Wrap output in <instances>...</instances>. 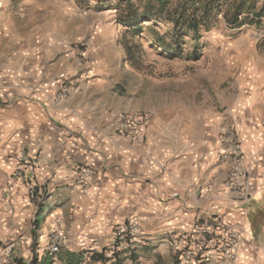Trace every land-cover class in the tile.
I'll use <instances>...</instances> for the list:
<instances>
[{
    "label": "crops",
    "instance_id": "1",
    "mask_svg": "<svg viewBox=\"0 0 264 264\" xmlns=\"http://www.w3.org/2000/svg\"><path fill=\"white\" fill-rule=\"evenodd\" d=\"M245 4L251 24L262 19L264 0ZM226 8L227 25L242 20ZM51 42L22 36L0 9V240L29 234L26 243H36L38 261L45 263L53 229L65 242L97 243L136 220L149 242L95 259L185 264L175 237L218 216L238 229L234 258L210 249L206 259L190 264H264V51L232 50L236 89L231 99L218 96L206 105L186 92L194 88L190 82L145 87L140 76L132 92L102 71L83 70ZM243 51L251 59H239ZM79 72L81 82L63 97L62 83ZM118 113L150 118L141 131L119 136L110 127ZM223 123L235 125L242 139L247 199L226 185L232 142L222 138ZM21 146L36 160L33 194L12 175ZM85 169L91 182L80 190L76 181Z\"/></svg>",
    "mask_w": 264,
    "mask_h": 264
},
{
    "label": "rangeland",
    "instance_id": "2",
    "mask_svg": "<svg viewBox=\"0 0 264 264\" xmlns=\"http://www.w3.org/2000/svg\"><path fill=\"white\" fill-rule=\"evenodd\" d=\"M117 1L0 0V9L12 18L22 36L44 37L48 45L53 41L65 56H70V61L72 56L75 57L83 70L93 68L102 71L105 77L110 78V82H124L132 92L140 76L144 77L145 87L151 86L149 81L161 84L167 81L190 82L194 88L186 92L194 96L195 100H204L206 105L218 96L225 100L231 99L233 89H236L232 86L239 80V76L235 74L236 56L231 53L232 50L241 48L257 49L258 53L264 51V15L262 19L255 20L257 23L251 24L252 20L246 15L248 7L245 0H218L220 12L216 25L208 31H201L197 41L190 32L185 33L180 57H169L157 47L154 40L153 31H157L169 41L173 35L171 23L164 20H142L145 28L135 36L143 49L142 62L138 67H133L124 60L122 46L118 43V37L122 36L125 27L118 21ZM151 1L155 3L158 0ZM179 1L170 0L169 6L173 7ZM196 1L201 5L207 0ZM227 6L236 11L237 7L242 8L238 11V16L242 17L240 22L237 16L236 20L226 24ZM258 13L264 14L262 10ZM240 57L249 60L252 56L243 51ZM82 75L79 72L69 79H77V83H80ZM231 132L242 142L235 125H221L222 138L232 142ZM29 236L20 233L3 237L0 240V264H68L67 258L73 253L80 255L76 257V264H104L95 256L103 254L106 258L112 257L109 255L110 241H64L66 246L55 255L45 252V263H42L38 261L42 251L36 247V243H26V237ZM10 244L12 246L8 253Z\"/></svg>",
    "mask_w": 264,
    "mask_h": 264
},
{
    "label": "built area",
    "instance_id": "3",
    "mask_svg": "<svg viewBox=\"0 0 264 264\" xmlns=\"http://www.w3.org/2000/svg\"><path fill=\"white\" fill-rule=\"evenodd\" d=\"M78 86L76 79H67L62 83L61 95L69 96ZM147 113L139 114H113L110 127L119 136H131L141 131L148 123ZM232 139L231 156L232 166L229 171L226 185L229 190H235L240 194L241 200L249 198L246 185L248 182V171L244 168V151L241 140L231 132ZM13 177L27 185L30 194L34 193L32 178L36 160L33 159L26 147L21 146L15 153ZM91 170L85 169L81 177L76 181V186L80 190H85L90 186ZM238 229L235 224L224 221L221 217L213 216L196 222L188 233L175 237L179 245V258L182 263L190 264L204 260L209 255V250L222 253L227 258H234L238 244ZM149 237L144 236L136 220L116 227L112 233L109 244V255L116 256L124 254L130 250L137 249L142 244L149 242ZM10 244L7 252L9 253ZM66 246L64 241L53 229L49 235L48 255H55L60 249Z\"/></svg>",
    "mask_w": 264,
    "mask_h": 264
},
{
    "label": "trees",
    "instance_id": "4",
    "mask_svg": "<svg viewBox=\"0 0 264 264\" xmlns=\"http://www.w3.org/2000/svg\"><path fill=\"white\" fill-rule=\"evenodd\" d=\"M170 0H118L116 10L118 21L125 27L118 43L122 46L124 60L133 67L142 62L143 49L135 40V36L145 28L142 20L154 19L167 21L172 24L173 35L169 41L157 31H153L157 47L161 48L169 57L182 55V43L185 33L190 32L194 40H198L201 31H208L217 23L220 12L218 0H207L201 5L196 0H180L170 7ZM242 9L237 7V11ZM164 17V18H163ZM149 27V26H148ZM78 253L70 254L68 264H76Z\"/></svg>",
    "mask_w": 264,
    "mask_h": 264
}]
</instances>
